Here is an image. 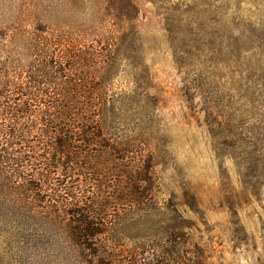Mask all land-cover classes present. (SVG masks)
<instances>
[{
	"label": "rangeland",
	"instance_id": "obj_1",
	"mask_svg": "<svg viewBox=\"0 0 264 264\" xmlns=\"http://www.w3.org/2000/svg\"><path fill=\"white\" fill-rule=\"evenodd\" d=\"M110 1L0 0V45L18 64L31 59L7 30L16 22L55 53L114 51L96 70L101 123L133 144L123 161L151 169L142 201L120 194L119 172L98 182L83 170L56 175L62 198L111 210L112 264H264V0H129L127 22ZM2 177L0 264H87L49 194L30 211L19 180Z\"/></svg>",
	"mask_w": 264,
	"mask_h": 264
},
{
	"label": "trees",
	"instance_id": "obj_2",
	"mask_svg": "<svg viewBox=\"0 0 264 264\" xmlns=\"http://www.w3.org/2000/svg\"><path fill=\"white\" fill-rule=\"evenodd\" d=\"M110 3L118 22L135 19L137 9L129 0ZM7 30L29 44V51L23 56L30 58L31 63L12 61L16 52L0 45V177L4 176L10 184L19 180L20 189L27 194L22 204L30 211L45 205L40 195L48 193L51 205L46 210L52 209L56 214V207L66 214L67 227L84 262L112 264L109 251L113 241L107 238L113 232L111 210H96L94 202L89 206L82 197L76 202L73 198L63 199V194L69 195L68 185L60 183L56 175L72 178L83 170L90 173L93 181L100 182L99 179L119 172L126 179L120 190L125 199L142 201L148 193L139 184L150 181V167L137 168L134 163L123 161L133 153V144L114 143V136L106 134L101 123L106 108L101 92L108 82L99 83L96 70L111 67L114 51H107V47L106 53L96 55L73 46L70 52L59 54L55 53V44L49 48L46 37L42 38V45L38 40V47L32 44L35 40L23 32V22H16ZM143 153L137 150V154ZM115 162H119L118 169H113ZM135 163L141 164L140 159Z\"/></svg>",
	"mask_w": 264,
	"mask_h": 264
}]
</instances>
